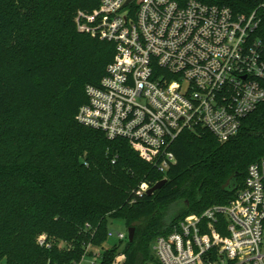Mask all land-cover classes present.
Listing matches in <instances>:
<instances>
[{
	"label": "trees",
	"instance_id": "trees-1",
	"mask_svg": "<svg viewBox=\"0 0 264 264\" xmlns=\"http://www.w3.org/2000/svg\"><path fill=\"white\" fill-rule=\"evenodd\" d=\"M199 1L237 15L261 3ZM99 4L0 0V264H73L88 245L100 250L102 264L117 262L120 251L124 264L154 262L151 244L159 235L189 214L229 203L249 165L264 157V101L227 141L206 128L184 130L166 174L127 139L80 124L85 87L100 85L116 53L114 42L78 28V12ZM258 13L264 37V7ZM164 178L152 194L141 191ZM180 201L182 209L168 219L167 206ZM115 219L135 227L134 240L104 249ZM43 233L49 248L37 242Z\"/></svg>",
	"mask_w": 264,
	"mask_h": 264
},
{
	"label": "built area",
	"instance_id": "built-area-1",
	"mask_svg": "<svg viewBox=\"0 0 264 264\" xmlns=\"http://www.w3.org/2000/svg\"><path fill=\"white\" fill-rule=\"evenodd\" d=\"M99 2L92 13L78 12V28L114 42L116 53L100 85L85 87L87 101L76 119L109 139H127L145 159L160 154L163 174L184 130L206 128L227 141L264 101V37L258 33L264 0L238 15L199 0ZM147 188L143 183L141 191ZM114 236L128 238L109 229ZM37 242L51 247L45 233ZM91 250L88 245L73 264H102L101 253ZM151 251L155 261L146 264H264V157L249 165L233 200L180 219Z\"/></svg>",
	"mask_w": 264,
	"mask_h": 264
},
{
	"label": "rangeland",
	"instance_id": "rangeland-1",
	"mask_svg": "<svg viewBox=\"0 0 264 264\" xmlns=\"http://www.w3.org/2000/svg\"><path fill=\"white\" fill-rule=\"evenodd\" d=\"M135 149V148H134ZM136 150V149H135ZM137 151V150H136ZM140 154V153H139ZM141 155V154H140ZM160 157V154H157L156 155H151V157L149 159H146L147 161H150V162H153L156 164V161L157 159ZM144 158V157H143ZM145 159V158H144ZM150 186H148L147 189H149ZM215 205H225V204H215ZM213 206V205H212ZM183 207V202H172L171 204H169L167 206V210H168V214H167V218L169 219L170 216L173 217L176 213L180 212V210L182 209ZM109 228L110 229H113L115 232L117 231H122V232H125L128 234V226L126 225L125 221L124 220H112L110 222V225H109ZM120 241L118 240V238L116 236L114 237H110L107 242L104 244L103 248L104 249H107V248H110L111 246L113 245H116L117 243H119ZM125 243L126 242H123L121 244V248H123L125 246ZM93 248V247H92ZM94 249V248H93ZM95 251H100V250H95ZM122 253L121 251L119 252V258L120 257H123L125 255H122L120 254Z\"/></svg>",
	"mask_w": 264,
	"mask_h": 264
},
{
	"label": "water",
	"instance_id": "water-1",
	"mask_svg": "<svg viewBox=\"0 0 264 264\" xmlns=\"http://www.w3.org/2000/svg\"><path fill=\"white\" fill-rule=\"evenodd\" d=\"M167 179L164 178L160 181H158L155 185H153L152 187H150L148 190H147V193L148 194H152L153 192H155L157 189L161 188L163 186L164 183H166ZM134 236H135V227H129L128 228V240L130 242H132L134 240ZM126 260V257L123 256V257H120L118 259V262L117 264H124Z\"/></svg>",
	"mask_w": 264,
	"mask_h": 264
}]
</instances>
